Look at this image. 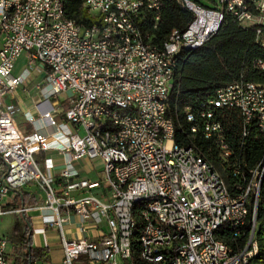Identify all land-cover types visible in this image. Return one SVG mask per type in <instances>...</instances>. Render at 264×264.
<instances>
[{"label":"built area","instance_id":"2783aa9c","mask_svg":"<svg viewBox=\"0 0 264 264\" xmlns=\"http://www.w3.org/2000/svg\"><path fill=\"white\" fill-rule=\"evenodd\" d=\"M212 2L214 7L208 8L193 0H179L192 19L170 43L158 46L142 34L138 19L147 12L156 23L161 0H83L91 16L110 18L116 32L95 26L68 28L53 17L55 0H0V217L30 210L45 213L42 228L58 230L62 264L84 260L87 264H129L124 258L125 232L135 227L127 220V207L137 200H150V208L138 212L145 218L143 237L137 240L142 241L143 259H153L154 264H176L179 259H186V264H248L260 194L254 184L244 189V175L234 149L225 141L217 112L238 110L242 137L250 126L264 134V85L231 82L200 104L198 127L192 129L202 130L211 141L218 164L207 163L206 156L193 146L174 144L171 119L161 120L172 86L171 63L178 50L204 44L225 18L252 28L256 43L264 48V0H249L248 8H241L238 0ZM133 33H140V43H133ZM22 53L30 65L37 64L44 71L47 94L39 106L48 99L54 106L42 109L37 118L25 115L28 123L42 124L29 133L17 127L11 106L5 103V97L24 82L23 75H12ZM152 94H162L165 104L152 102ZM60 95L66 107L57 122ZM105 105H114V112H105ZM189 109L184 107L187 114ZM107 139L130 146L131 155L108 149ZM49 151L64 157L63 167L55 174L51 159L44 160V170L35 159ZM112 156H120V163H112ZM82 159L100 164L108 198L91 193L100 181L79 177L75 163ZM225 170L232 178H241L240 183L229 188ZM107 171H115L121 186L105 182ZM252 171L256 176V170ZM29 182L43 192V204L7 211L8 196ZM55 185L60 186L61 196ZM61 210L77 215L82 233L88 221L103 222L106 231L95 241L83 236L67 239ZM248 217L253 237L250 250H243L241 231ZM223 227L229 229L231 245L215 242ZM0 264H11L3 236Z\"/></svg>","mask_w":264,"mask_h":264},{"label":"trees","instance_id":"16d2710c","mask_svg":"<svg viewBox=\"0 0 264 264\" xmlns=\"http://www.w3.org/2000/svg\"><path fill=\"white\" fill-rule=\"evenodd\" d=\"M61 1L63 16L74 25L90 28L100 24L99 18L90 16L83 7V0ZM193 1L199 4L198 0ZM191 19V12L183 7L179 0H161L159 20L155 23L152 15L146 12L138 19V26L142 34L150 36L151 43L161 46L173 31H183ZM238 80L264 85V48L256 43L252 28H242L230 18H225L218 31L204 44L192 50L182 49L174 57L172 86L166 109V117L171 119L174 127V143L184 147L193 146L206 156V162L218 164L211 141L204 137L202 130L191 133L190 128L193 124L198 127L197 110L200 104L212 97L217 88ZM184 107H189L195 115L194 123L185 119ZM217 119L225 133L226 143L234 149L238 158L245 186L250 170L264 157V134L250 126L247 135L242 137V118L236 109L219 110ZM224 180L227 186L232 188L235 183H240L241 178H232L229 170H225ZM16 193L20 201L18 205L24 206V194L19 190ZM258 194L260 195L254 233L258 242V255L249 264H260V261L264 260V180ZM138 209V205L133 209L136 231L132 237L131 263L145 264L140 259V244L137 241L141 228ZM20 215L7 235L11 243L18 245L16 250L20 257L15 259L13 264H32L45 259L43 250L31 245V224L28 218L23 213ZM249 222L248 217L245 231L250 228ZM218 234L215 235L218 240L231 245L228 228H221ZM241 240L243 244L244 238L241 237Z\"/></svg>","mask_w":264,"mask_h":264},{"label":"crops","instance_id":"0c3cea01","mask_svg":"<svg viewBox=\"0 0 264 264\" xmlns=\"http://www.w3.org/2000/svg\"><path fill=\"white\" fill-rule=\"evenodd\" d=\"M19 59V58H18ZM17 59V60H18ZM24 60L28 66L32 67V71H25L20 75L24 76V82L26 80H30V82H36V78L38 76H42L44 78L43 69L37 65H30L28 63L26 55L24 56ZM13 75V73H12ZM18 75V76H20ZM16 76V75H13ZM43 78L41 79V83L43 82ZM20 85L14 93L10 95L8 98L9 101H12L17 109L16 114H13L15 123L17 127L23 133H29L33 130V128H38L42 124L40 121H36L34 125L28 123L26 121L25 115L30 114L34 117H38V115L42 112V109H49L51 104L48 102H44L39 106V103L45 99V95L47 94V89L43 86L35 85V93H30V91L26 90L23 86ZM7 97V96H6ZM6 103V102H5ZM52 103V101H51ZM66 105L64 102L60 103L58 115L56 116V121L61 122L62 111L65 109ZM36 162L37 164H42V169L44 170V160L49 158L52 161L53 168L52 172L55 174L63 167V159L64 157L56 152H42L37 155ZM76 168L78 169L79 177L86 178L92 181H100V187L98 189H94L91 191L92 194L100 196L104 199L109 197V190L106 185L103 183V174L101 171V166L97 162H90L87 159H82L75 163ZM57 189V195L61 196L60 186L55 185ZM19 191L24 194L25 203L24 206L18 205L19 198L16 192H13L8 196L5 202V209L7 211H15L18 209H34L35 207L41 206L44 201V194L40 190V188L35 183H27L23 185ZM78 194L72 193L71 196H77ZM13 216L12 223L7 232L0 235L6 238L7 247L10 245V250H7L8 257L11 260V264L14 263L15 259L19 258V254L17 253V244H13L9 241L8 233L11 231V228L14 224V221L20 218L21 213H7ZM4 214V215H7ZM26 218H28L31 224V245L36 248H40L43 250L45 259L35 261L32 264L38 263H49V264H62L63 253L60 247V234L56 228H42V218L45 213L30 210L28 212L23 213ZM60 214L62 217L66 218V221L63 223L64 236L67 239H78L86 237L91 241H95L99 239L106 231L104 223L102 222L99 225H95L93 222L88 221L84 226V232L82 233L77 215L72 211L61 210ZM3 215V216H4ZM8 249V248H7Z\"/></svg>","mask_w":264,"mask_h":264},{"label":"bare ground","instance_id":"6f19581e","mask_svg":"<svg viewBox=\"0 0 264 264\" xmlns=\"http://www.w3.org/2000/svg\"><path fill=\"white\" fill-rule=\"evenodd\" d=\"M238 1L241 5V8H248L249 0H238ZM53 17L58 22L68 24V28H82V27L74 25V23L70 22L71 20L69 21L63 16V5H62L61 0H55V4L53 5ZM99 21H100V24L98 26L95 25V27H103V32H116V25L114 24V22H110V18H103V19H100ZM176 32L178 31L176 30L173 31L170 34V36L167 38V40H165L163 43H170L171 40H173L174 34H176ZM133 43H140V33H133ZM199 46L201 45L186 46V47H183L182 49L192 50V49L198 48ZM180 51L181 50H178L177 53L173 56V61H174V57ZM172 64L173 63H171V75H172ZM171 85H172V81H171ZM152 102H156L157 104H165V97L162 94H152ZM105 112H114V105H105ZM184 113H185V119L188 122H191V123L195 122V115L191 112L190 109H189L188 114L186 111H184ZM197 116L199 117L198 113H197ZM168 119L169 117L168 118L166 117V111H162L161 120H168ZM171 125H172L171 141L174 142V127H173L172 121H171ZM192 127H196V125L193 124L190 128V132L195 133L196 130H193ZM107 147L108 149H115L117 153L123 154V156L131 155V147L124 143H117L115 139H107ZM112 163H120V156H112ZM252 170H256V176H253ZM252 170H250V176H249V179L247 178L248 181L246 185L244 186V189H251V187L254 184V191H256V194H258L261 182L262 180H264V161H261L259 163L258 169L256 166ZM105 182L107 184H114V186H121V179H117V177L115 176V171H107L105 173ZM137 205L139 207L138 212L143 211L144 209L150 208V200H137L134 203H130L129 206L127 207V220H129L130 222V227H135V229H129L127 230V232H125L124 258L128 261L129 264H133L131 263V244H132V237L136 231V220L134 219V216H133V209ZM138 216H139V219L141 220V228L139 229L138 239H142L143 226H145V218H144L143 213H138ZM245 230L242 229L241 231V237L244 238V242L243 244H241V247H243V250H250L251 243H252V237H253V227H250L249 230L247 231ZM215 242L223 243L222 241L218 240L216 236H215ZM139 244H140V249H142V241H139ZM257 255H258V242L256 241L255 234H254V246L252 247L251 256H248V264L253 258H256ZM139 256H140V259L145 264H154L153 259H143L142 252H140ZM176 264H186V259H179L177 260Z\"/></svg>","mask_w":264,"mask_h":264},{"label":"rangeland","instance_id":"374dc122","mask_svg":"<svg viewBox=\"0 0 264 264\" xmlns=\"http://www.w3.org/2000/svg\"><path fill=\"white\" fill-rule=\"evenodd\" d=\"M198 1H199V4H201V5L205 6V7H208V8H213L214 7V4L212 2L214 0H212V1L211 0H198ZM24 56H25V53H22L20 55L19 59L15 62L13 70H12L13 75L18 76V75L22 74L25 71H28V72L32 71L33 68L27 65V63L24 60ZM42 78H43L42 76H38L36 78L37 79L36 82H33V83L30 82V80L27 79L22 87H24L26 90L30 91V93H35L36 92L35 89H34L35 85H39L41 87L44 86V83L43 82L41 83V81H42L41 79ZM9 97H10V95L5 97V102H6L7 105L11 106V108L13 110V114H16L17 109H16L14 103L12 101H9V99H8ZM64 98L65 97L63 95H60L58 97V101L60 103H62L64 101ZM51 101H52L51 99H48V102L52 105ZM37 158L38 157L36 155L35 159H37ZM41 165L42 164H40V163L38 164L39 168L41 170H43L42 169L43 167ZM31 183L33 184L34 182H31ZM12 219H13V216L9 215V214L0 217V235H2V234H4L5 232L8 231V229L10 227V224L12 223ZM7 248H8L7 250H10V245ZM38 264H49V263H38ZM52 264H54V263H52ZM81 264H87V262L84 260L83 262H81ZM119 264H121V263L119 262Z\"/></svg>","mask_w":264,"mask_h":264}]
</instances>
